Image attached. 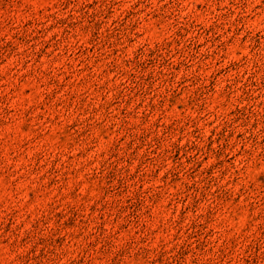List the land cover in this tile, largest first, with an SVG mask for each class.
Wrapping results in <instances>:
<instances>
[{
	"label": "rangeland",
	"instance_id": "1",
	"mask_svg": "<svg viewBox=\"0 0 264 264\" xmlns=\"http://www.w3.org/2000/svg\"><path fill=\"white\" fill-rule=\"evenodd\" d=\"M0 264H264V0H0Z\"/></svg>",
	"mask_w": 264,
	"mask_h": 264
}]
</instances>
